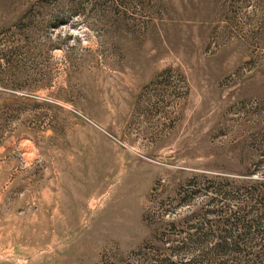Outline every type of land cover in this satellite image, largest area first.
Instances as JSON below:
<instances>
[{
	"label": "rangeland",
	"instance_id": "1",
	"mask_svg": "<svg viewBox=\"0 0 264 264\" xmlns=\"http://www.w3.org/2000/svg\"><path fill=\"white\" fill-rule=\"evenodd\" d=\"M0 264H264V0H0Z\"/></svg>",
	"mask_w": 264,
	"mask_h": 264
}]
</instances>
